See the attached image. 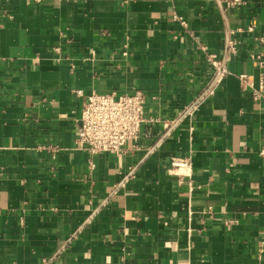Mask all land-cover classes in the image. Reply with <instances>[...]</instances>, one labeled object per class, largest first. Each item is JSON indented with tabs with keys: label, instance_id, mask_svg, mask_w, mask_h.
Returning <instances> with one entry per match:
<instances>
[{
	"label": "crops",
	"instance_id": "crops-1",
	"mask_svg": "<svg viewBox=\"0 0 264 264\" xmlns=\"http://www.w3.org/2000/svg\"><path fill=\"white\" fill-rule=\"evenodd\" d=\"M237 2L0 0V264H264V0ZM135 90L142 138L91 170L85 96Z\"/></svg>",
	"mask_w": 264,
	"mask_h": 264
},
{
	"label": "built area",
	"instance_id": "built-area-1",
	"mask_svg": "<svg viewBox=\"0 0 264 264\" xmlns=\"http://www.w3.org/2000/svg\"><path fill=\"white\" fill-rule=\"evenodd\" d=\"M223 12L228 13L239 7L237 0H218ZM251 26L249 31H253ZM232 30L230 34L241 31ZM127 46L122 53L127 55ZM236 40H228L227 54L222 59L209 55V62L215 68L217 76L213 85L226 73L227 61L236 54ZM78 94L82 95L81 91ZM256 97H261L256 94ZM147 96L141 90L118 93L92 92L85 96L80 117V128L76 139V149L84 151L89 159L91 170L95 168V158L103 153L121 155L130 143L138 144L143 136L146 118ZM56 151V147L54 148ZM264 154V150L262 151ZM192 163L189 158H174L172 170L180 177L190 176Z\"/></svg>",
	"mask_w": 264,
	"mask_h": 264
}]
</instances>
